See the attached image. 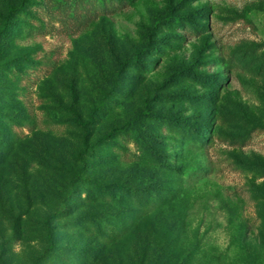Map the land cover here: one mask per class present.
<instances>
[{
	"label": "rangeland",
	"instance_id": "374dc122",
	"mask_svg": "<svg viewBox=\"0 0 264 264\" xmlns=\"http://www.w3.org/2000/svg\"><path fill=\"white\" fill-rule=\"evenodd\" d=\"M42 2L0 0V264H264V0Z\"/></svg>",
	"mask_w": 264,
	"mask_h": 264
},
{
	"label": "trees",
	"instance_id": "16d2710c",
	"mask_svg": "<svg viewBox=\"0 0 264 264\" xmlns=\"http://www.w3.org/2000/svg\"><path fill=\"white\" fill-rule=\"evenodd\" d=\"M100 1L103 2V0H100ZM80 2H81V0H43L41 6H43L45 9H51V8L59 9L60 7H71L73 5H77ZM176 22L181 24V23H184V20L178 19ZM139 57H141V53L139 54ZM139 64H141V60L138 61V63L135 65V67H138ZM133 125H134L133 123H129L128 125L122 127L120 130L115 131V133L117 134L118 137H122V136L127 137L129 135H132L131 128ZM163 127L171 128L172 126H170L169 124H163ZM178 131L179 130H177V128H176V132H178ZM190 132H192L191 128H190ZM103 237L105 239L108 236L106 235Z\"/></svg>",
	"mask_w": 264,
	"mask_h": 264
}]
</instances>
